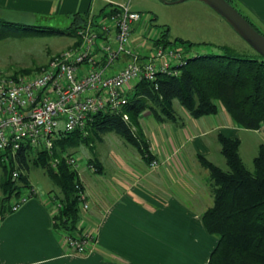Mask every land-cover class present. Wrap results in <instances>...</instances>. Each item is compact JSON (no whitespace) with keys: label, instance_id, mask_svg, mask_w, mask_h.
<instances>
[{"label":"crops","instance_id":"crops-1","mask_svg":"<svg viewBox=\"0 0 264 264\" xmlns=\"http://www.w3.org/2000/svg\"><path fill=\"white\" fill-rule=\"evenodd\" d=\"M192 1V7L204 13L209 14L207 8L214 11L201 1ZM236 1L264 27V0ZM120 2L110 0L96 13L91 0H0V11L87 13L97 17ZM217 15L220 18L215 19L229 25ZM141 40L134 46L143 51ZM123 60L119 58L115 65ZM179 116V123L158 122L149 112L140 117L142 132L158 161L156 168L147 165L137 152L127 162H113L118 170L104 182L91 174H79L89 201L85 217L99 220L97 242L90 254L66 253L62 234L52 224L53 199L38 196L4 218L0 216V264H207L217 238L206 231L200 217L213 198L208 171L197 155L224 168L217 139L223 135L238 138L240 157L242 149L248 147L253 159L264 143V130L241 127L222 107L216 114L199 118L180 107Z\"/></svg>","mask_w":264,"mask_h":264},{"label":"trees","instance_id":"trees-1","mask_svg":"<svg viewBox=\"0 0 264 264\" xmlns=\"http://www.w3.org/2000/svg\"><path fill=\"white\" fill-rule=\"evenodd\" d=\"M226 1L235 7L233 0ZM243 16L263 34L251 19ZM88 17L87 13L72 16L69 28L76 37L77 30L85 25ZM0 24L17 23L0 18ZM4 35L5 31L0 30V38ZM168 35L167 27L161 29L153 44H176L191 54L176 75L160 74L155 81L135 83L121 113L104 109L92 114V120L83 130L55 138L51 150L22 144L13 155L8 154V162L2 160L0 152L3 170L0 216L10 213L11 206H6V202L12 196L17 197L21 187L32 186L23 172L32 163L45 169L59 189L53 197L58 204L52 215L54 230L82 237L83 213L76 186H84L79 172L66 161L72 157L70 149L89 145L101 140L103 134L114 132L134 146L141 159L150 165L155 156L140 127V117L149 112L158 122L179 123L181 118L174 101L194 118L216 114L222 107L241 127L259 129L264 120V57L256 51L255 55L233 53L223 45H216V52L200 54L192 50V42L171 41ZM27 72L29 70L21 69L10 76L16 78ZM217 139L225 159L224 168L197 155L201 166L208 171L213 198L212 205L200 217L206 231L217 238L207 264H264V143L258 146L252 159L253 169L249 170L239 155L238 138L218 135ZM88 165H92L96 173L102 172L99 161L89 160ZM13 170L18 172L17 177H12Z\"/></svg>","mask_w":264,"mask_h":264},{"label":"built area","instance_id":"built-area-1","mask_svg":"<svg viewBox=\"0 0 264 264\" xmlns=\"http://www.w3.org/2000/svg\"><path fill=\"white\" fill-rule=\"evenodd\" d=\"M140 18V13L131 8L130 0L113 4L104 15L89 16L77 30V43L53 54L38 72L16 78L0 72L3 161L8 162V154L13 155L22 144L51 150L55 138L83 130L92 114L104 109L121 113L135 83L179 72L191 55L182 47L153 42L149 45L146 39L141 40L143 51L134 46L133 26ZM121 57L123 62L116 66ZM122 116L128 119L125 113ZM259 129L264 130V120ZM66 161L75 167L73 157ZM157 166V159L150 162L151 168ZM88 167L93 169L92 165ZM11 175L17 177L18 172L13 170ZM76 188L84 233L82 237H72L63 231L61 234L68 255L86 256L97 242L99 220L85 217L89 210L88 196L84 187ZM37 194L33 186L21 187L11 211L18 210ZM57 207L55 203L53 214Z\"/></svg>","mask_w":264,"mask_h":264},{"label":"rangeland","instance_id":"rangeland-1","mask_svg":"<svg viewBox=\"0 0 264 264\" xmlns=\"http://www.w3.org/2000/svg\"><path fill=\"white\" fill-rule=\"evenodd\" d=\"M91 1L94 3V12L99 13L101 7H104L110 0ZM115 1L124 2L126 0ZM192 2V0H130L131 8L141 15L134 28L133 43L146 39L150 45L161 29L169 27L168 36L171 41L178 42V39L190 41L193 43L192 50L200 54L218 51L216 45H223L233 53L256 54L255 50L229 25L215 19L220 17L214 11L206 7L209 14L204 13L192 7ZM233 4L264 34V27L253 20L236 0H233ZM73 15V13L1 10L0 18L17 24L8 26L0 24V30L5 31V35L0 38V72L11 75L21 69H27L29 72L22 75L30 76L38 72L53 54L76 44V36L69 28ZM172 46L179 47L176 44ZM174 107L179 114L180 106L177 101H174ZM144 127L146 124H143ZM70 152L76 161L74 168L80 176L91 174L102 182L105 177L115 174L118 170L113 167V162L119 159L128 161L137 154L134 146L114 132L105 133L101 140H94L89 145L70 149ZM252 155L248 147L242 149L243 162L249 170L253 169ZM92 159L104 165L105 170L102 173L88 169V161ZM23 172L27 174L30 184L37 190L38 195L35 197L44 196L47 199H53L55 194L59 193L58 187L42 167L30 163L29 169ZM2 177L3 170L0 166V181ZM94 191L96 192V188ZM1 194L0 190V198ZM16 199V196H12L6 202V206H11ZM52 203L55 206V202L52 201Z\"/></svg>","mask_w":264,"mask_h":264},{"label":"water","instance_id":"water-1","mask_svg":"<svg viewBox=\"0 0 264 264\" xmlns=\"http://www.w3.org/2000/svg\"><path fill=\"white\" fill-rule=\"evenodd\" d=\"M183 1V0H176ZM219 14L257 53L264 57V35L226 0H198Z\"/></svg>","mask_w":264,"mask_h":264}]
</instances>
